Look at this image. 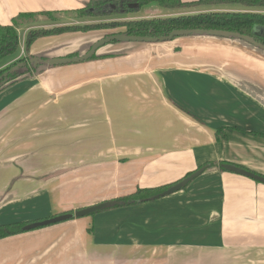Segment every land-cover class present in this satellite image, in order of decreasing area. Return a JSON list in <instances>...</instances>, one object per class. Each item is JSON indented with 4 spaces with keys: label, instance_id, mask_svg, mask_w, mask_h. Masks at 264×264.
<instances>
[{
    "label": "crops",
    "instance_id": "1",
    "mask_svg": "<svg viewBox=\"0 0 264 264\" xmlns=\"http://www.w3.org/2000/svg\"><path fill=\"white\" fill-rule=\"evenodd\" d=\"M86 1L0 0V26ZM101 39L43 37L28 55L76 58ZM113 43L0 90V225L74 214L214 166L160 199L1 239L0 264H264V184L218 167L264 177V50L209 35Z\"/></svg>",
    "mask_w": 264,
    "mask_h": 264
},
{
    "label": "trees",
    "instance_id": "2",
    "mask_svg": "<svg viewBox=\"0 0 264 264\" xmlns=\"http://www.w3.org/2000/svg\"><path fill=\"white\" fill-rule=\"evenodd\" d=\"M121 1V0H119ZM133 4L139 6L156 3L162 8L173 10L190 8L191 6H206V5H223V4H235L245 8L243 11L230 12H206L196 13L190 15H181L174 17H157V18H141L139 20H128L124 22H104L92 25H64L59 28H53L49 30H33L29 29L26 32L24 38V52L27 55L30 47L37 39L50 36H59L61 34L68 33H88L92 31L108 30V29H124L123 32L117 34H124L132 37H149L152 39L165 38L169 36L174 30H216L220 32H229L236 35H244L251 37L255 43H258L264 47V0H197L191 1L190 3H184L182 0H130ZM111 5H114L111 6ZM138 8V9H139ZM138 9L121 5L117 0L112 2H105L103 0H89L85 7L74 11L80 18H91V17H108L112 15L124 16V14ZM35 16H46L47 18L52 17V13L48 11H42L40 13H25L19 14L17 17L11 19L9 26H0V62L7 57L17 55L19 50L18 32L17 28L20 25L28 23V19ZM259 27V32L253 33L254 28ZM116 43V42H114ZM17 57V56H16ZM32 58L30 55L20 58L15 62H12L8 67L4 68L0 72V76L11 69V67L18 63H27V65L9 75L7 83L0 87L2 90L5 86L11 85L20 79L26 78L28 75L36 72L39 67H33L29 64V59ZM96 58V55L93 56ZM92 58V59H93ZM91 59V60H92ZM46 60L45 58L41 59ZM224 165L220 163L218 167L222 171ZM214 166V164L205 165L198 170H205ZM237 167V166H236ZM242 170L246 168L239 167ZM249 171V170H248ZM190 176L188 174L181 180ZM179 180V181H181ZM178 181V182H179ZM177 182V183H178ZM177 183L172 185L162 186L161 188H146L137 189L134 193L129 196L116 198L113 200L112 205L107 206L97 212L90 214L93 216L98 212L113 210L114 208L130 207V205L144 204L149 201H154L163 197L162 193L167 189L175 186ZM183 186L182 188H185ZM73 214V212H69ZM40 220H31L25 222H15V224L0 225V240L8 237L15 236L27 232L24 228L32 222Z\"/></svg>",
    "mask_w": 264,
    "mask_h": 264
},
{
    "label": "water",
    "instance_id": "3",
    "mask_svg": "<svg viewBox=\"0 0 264 264\" xmlns=\"http://www.w3.org/2000/svg\"><path fill=\"white\" fill-rule=\"evenodd\" d=\"M105 2H111L112 0H103ZM114 7V5H111ZM132 8L138 9L139 6L136 4H132ZM261 29L259 27L254 28L253 33L256 34V32H259ZM192 35H209V36H215V37H232L236 39H242L248 42L249 44L253 45L254 47H259L260 49L264 50V47L259 45L258 43H255L251 37L244 36V35H236L232 34L229 32H220L216 30H193L191 29L190 31L188 30H174L169 36L165 38H158V39H152L149 37H132L124 34H111L108 35L107 37L102 38L101 40L95 42L92 44L90 49L83 55L76 56V58H55V59H49V60H41L36 57H32L29 59L28 63L33 65V67H38V65H44L47 67H58L60 65H69V64H76V63H81L85 61H89L95 56L96 52L98 49L101 47L108 45L109 43H125V42H132V43H141V42H146V43H158V42H166V41H173L174 38L177 37H191ZM27 65V63H18L17 65L11 67L10 70L4 72L0 76V87L5 85L7 83L9 75H11L12 72L18 71L22 68H24ZM224 169L230 172H233L237 175H240L242 177H247L255 182L262 183L264 184V177L263 176H258L248 170H242L239 167L233 166V165H224ZM202 170H198L195 173L191 174L187 178L179 181L175 186L167 189L162 193L163 196L169 195L175 192H178L183 186H186L191 180H193L196 176H198ZM112 205L111 202H105V203H100L97 204L96 206L88 207V208H83L80 209V211L75 212L74 214H69V213H64V215H59L55 217H51L45 220H40V221H35L32 222L31 224L27 225L24 230L25 231H32L34 229H42L46 228L51 225L63 223L66 220H70L73 218H81L85 216H89L92 213L97 212V210H101L103 208H106L107 206Z\"/></svg>",
    "mask_w": 264,
    "mask_h": 264
},
{
    "label": "rangeland",
    "instance_id": "4",
    "mask_svg": "<svg viewBox=\"0 0 264 264\" xmlns=\"http://www.w3.org/2000/svg\"><path fill=\"white\" fill-rule=\"evenodd\" d=\"M88 1L89 0H87L86 2L88 3ZM87 3H83L81 5L85 7ZM223 10H230V12H239L245 10V8L240 5L238 6L235 4H226L223 6H212V5L191 6L190 8L168 10L162 8L161 6H159V4L150 3L141 6L137 11H132L130 13L124 14V16L112 15L108 17L80 18L74 12H72L71 14H68V12L64 14L63 13L61 14V12H58L56 14L51 12L52 17L49 18H47L46 16H35L31 19H28V23L18 26L17 32L19 28L26 25H28L29 28L33 30H42V29L49 30L53 28H59L64 25H72V24L92 25V24H99L104 22L108 23V22H124L128 20H139L141 18L174 17V16L190 15L196 13L217 12V11L221 12ZM123 31L124 29H108V30H100L98 32L100 33L102 38H104L107 37L108 35L117 34ZM26 32L24 33V31L20 29V32L18 33V37L22 48L20 49L19 46L17 55L12 56L10 58L7 57L6 59L0 62V72L4 70V68L8 67L12 62H15L18 59L24 58V56L28 55V54L27 55L24 54L25 52L23 47ZM75 33H80V32H75ZM75 33H68V34H75Z\"/></svg>",
    "mask_w": 264,
    "mask_h": 264
},
{
    "label": "flooded vegetation",
    "instance_id": "5",
    "mask_svg": "<svg viewBox=\"0 0 264 264\" xmlns=\"http://www.w3.org/2000/svg\"><path fill=\"white\" fill-rule=\"evenodd\" d=\"M112 1H115V0H112ZM111 1V2H112ZM118 1V3H120L121 5H126V6H128V7H132V2L130 1V0H121V1H119V0H117Z\"/></svg>",
    "mask_w": 264,
    "mask_h": 264
}]
</instances>
